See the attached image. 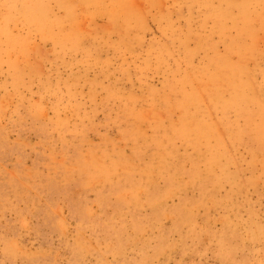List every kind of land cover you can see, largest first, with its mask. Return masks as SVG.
I'll list each match as a JSON object with an SVG mask.
<instances>
[{"label": "rangeland", "instance_id": "rangeland-1", "mask_svg": "<svg viewBox=\"0 0 264 264\" xmlns=\"http://www.w3.org/2000/svg\"><path fill=\"white\" fill-rule=\"evenodd\" d=\"M0 264H264V0H0Z\"/></svg>", "mask_w": 264, "mask_h": 264}]
</instances>
